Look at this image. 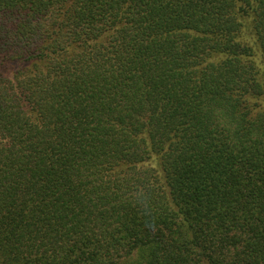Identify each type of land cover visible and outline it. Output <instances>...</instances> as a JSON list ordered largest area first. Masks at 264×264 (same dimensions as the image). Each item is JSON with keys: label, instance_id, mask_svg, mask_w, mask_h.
<instances>
[{"label": "trees", "instance_id": "1", "mask_svg": "<svg viewBox=\"0 0 264 264\" xmlns=\"http://www.w3.org/2000/svg\"><path fill=\"white\" fill-rule=\"evenodd\" d=\"M0 264H264V0H0Z\"/></svg>", "mask_w": 264, "mask_h": 264}]
</instances>
